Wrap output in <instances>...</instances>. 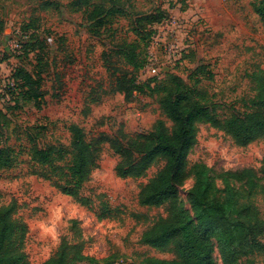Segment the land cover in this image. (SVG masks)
<instances>
[{
    "label": "rangeland",
    "instance_id": "1",
    "mask_svg": "<svg viewBox=\"0 0 264 264\" xmlns=\"http://www.w3.org/2000/svg\"><path fill=\"white\" fill-rule=\"evenodd\" d=\"M71 2L0 0V148L25 152L33 144L68 147L73 124L83 128L89 140L150 131L164 118L157 88L173 76L187 84L200 80L196 86L208 92L221 118L246 110L254 94L249 73L264 69V23L251 0H126V13L101 29ZM152 31L149 64L141 70L124 51L134 48L143 57ZM32 45L36 49L31 51ZM19 67L44 68L36 103L40 107H16L21 95L17 88L12 90L13 74ZM122 74L138 79L129 98L116 89ZM263 158L264 139L239 146L208 124L200 125L189 154L190 164L203 161L216 173L252 167L261 175ZM21 159L17 167L0 170V204L17 201V215L29 228L30 264H41L64 241L80 240L88 257L80 264H107L113 258L112 264H135L145 256L174 258L172 252L141 240L145 229L167 215L166 206L142 205L138 199L141 186L163 162L151 166L146 176L122 178L115 172L118 156L104 143L82 189L91 200L86 206L34 173L39 166L28 154ZM193 183L190 177L180 186L187 207ZM218 185L224 187L221 178ZM237 186L246 194L244 184ZM259 188L252 200L260 210L259 240L264 243V186ZM105 209L111 213L100 217ZM72 220L78 221L77 227ZM214 255L223 264L217 248ZM251 258L254 264H264V250ZM240 264L251 261L242 257Z\"/></svg>",
    "mask_w": 264,
    "mask_h": 264
},
{
    "label": "trees",
    "instance_id": "2",
    "mask_svg": "<svg viewBox=\"0 0 264 264\" xmlns=\"http://www.w3.org/2000/svg\"><path fill=\"white\" fill-rule=\"evenodd\" d=\"M125 2L72 0L70 5L76 10L84 9L86 18L101 29L111 19L126 13ZM251 3L264 23V0H251ZM154 33L149 34L144 44L143 57H139L134 48L124 51L139 69H144L148 63V46ZM32 47L31 51L36 49L35 45ZM43 71L44 68L16 69L12 90L17 88L21 95L16 107H40L36 103L40 97ZM249 78L254 94L247 100L242 114L221 118L208 92L196 86L200 80L187 84L173 76L157 88L164 118L158 119L150 131L113 137L101 135L89 140L83 128L73 124L68 147L33 144L25 152L15 147H1L0 170L17 167L22 161L21 156L26 153L39 166L34 173L49 180L64 194L90 206L91 200L82 194V189L91 177L104 143H108L118 156L115 172L122 178L146 176L149 168L161 161L163 164L155 175L141 186L138 199L142 205L166 206L167 215L159 217L145 229L141 240L160 251L172 252L174 258L145 256L135 264H218L214 255L216 248L223 264H240L242 257L254 264L251 255L264 250V243L259 240L263 221L252 200L259 187L264 186L261 182L264 181V158L261 175L252 167L216 173L203 161L189 162L201 124L223 130L239 146L264 139V69L253 70ZM137 80L122 74L116 80V89L129 98L137 89ZM32 101L35 103H30ZM190 177L194 183L188 192L190 207H187L180 186ZM218 178L222 179L224 187L218 185ZM238 182L244 184L246 194L242 193V186H237ZM17 211L15 199L0 204V264H30L26 252L29 228ZM107 211L105 209L100 217L111 213ZM72 222L77 227L78 221ZM76 233L80 234L79 229ZM87 258L82 240L70 244L64 241L41 264H78ZM113 260L105 262L112 264Z\"/></svg>",
    "mask_w": 264,
    "mask_h": 264
},
{
    "label": "built area",
    "instance_id": "3",
    "mask_svg": "<svg viewBox=\"0 0 264 264\" xmlns=\"http://www.w3.org/2000/svg\"><path fill=\"white\" fill-rule=\"evenodd\" d=\"M166 20H168V18L165 19V20H163V21L161 22V24H162L163 22H165ZM154 38H155V34H154V36H153V38H152V41H151L150 45L148 46V63H147V65L149 64L150 47H151V44H152ZM147 65L145 66V68L147 67ZM145 68H144V69H145ZM144 69H143V70H144Z\"/></svg>",
    "mask_w": 264,
    "mask_h": 264
}]
</instances>
